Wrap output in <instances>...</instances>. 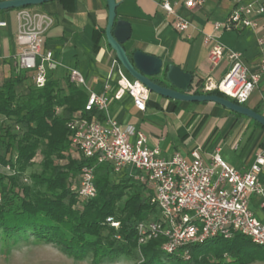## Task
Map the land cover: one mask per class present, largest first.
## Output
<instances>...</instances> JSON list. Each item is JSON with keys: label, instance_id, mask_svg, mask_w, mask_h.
Listing matches in <instances>:
<instances>
[{"label": "built area", "instance_id": "2783aa9c", "mask_svg": "<svg viewBox=\"0 0 264 264\" xmlns=\"http://www.w3.org/2000/svg\"><path fill=\"white\" fill-rule=\"evenodd\" d=\"M232 1L233 10L224 21L214 22V29L258 28L260 19L264 18V0ZM181 2L192 10L202 6L205 0H160V6L166 13L175 17L176 29L185 32L190 21L180 15L175 7ZM25 9L22 8L19 13L17 41L20 53L16 66L19 70L30 71L34 85L43 87L50 71L59 64L53 51L44 46L45 34L54 21L47 13ZM0 25H6V22H0ZM204 42L208 47L209 61L217 65L227 58L230 69L218 84L213 85L208 81L203 90L218 89L240 104L247 103L264 77V36L258 38L261 57L256 69H251L245 63L242 52L226 46L215 35L206 34ZM114 77L116 88L113 97L121 99L128 94L135 107L145 111L151 90L131 76L118 59L114 61L108 79ZM67 78L77 86L87 87L84 74L75 67L69 68ZM110 89L108 81L105 91L90 92L85 104V112L96 109L103 113L102 119L97 114L88 118L80 112L68 120L67 126L71 131L72 143L81 155L94 158L96 164H110L117 174L131 165L137 173L130 178L147 187L156 212L137 223L138 244L163 238L162 249L174 253L189 244L218 235L231 238L235 233H241L264 247V222L249 207L251 194L264 197V185L259 181V174L264 168V148L258 150L248 170H240L227 163L219 147L211 154L209 161L204 160L199 150L192 151L191 160L180 153L165 156L159 147L147 145V136L142 130L134 125L124 126L110 115L111 98L107 94ZM197 89L198 85L194 92ZM262 109L264 114V98ZM95 165H86L80 172L78 193L82 199L97 194ZM15 173L11 161H0V177ZM3 198L0 183V204ZM107 221L116 229L120 227V222L113 217H108ZM117 238L120 236L117 235ZM184 255L189 256L188 249Z\"/></svg>", "mask_w": 264, "mask_h": 264}, {"label": "crops", "instance_id": "0c3cea01", "mask_svg": "<svg viewBox=\"0 0 264 264\" xmlns=\"http://www.w3.org/2000/svg\"><path fill=\"white\" fill-rule=\"evenodd\" d=\"M4 1V0H0ZM253 1V0H244ZM117 18L131 24V37L124 44L132 54L141 50L163 58L166 64H175L193 74L190 93L203 90L208 81L218 84L230 69V62L223 58L213 65L208 58L206 34L215 35L226 46L243 53L245 63L256 69L261 47L258 38L264 36V18L258 28H240L217 31L214 22L224 21L234 8L232 0H205L195 9H187L182 2L175 5L178 13L190 21L187 31L175 27V17L168 15L160 6V0H117ZM52 16L53 24L44 37V46L53 51L58 61L50 71L49 79L64 83L69 68L79 69L87 80V98L90 92L102 93L110 81V115L124 126L134 125L147 136L149 147H159L165 156L174 153L192 159V151L199 150L204 160L209 161L217 147L222 158L240 170H248L262 148L264 130L252 123L234 117L229 109L215 102L193 103L180 101L151 92L145 111L138 110L133 99L125 94L121 99L113 97L116 79H108L116 52L106 38L108 22L107 0H51L42 5L26 8ZM22 8L0 12V83L16 75V61L20 53L17 41L19 13ZM27 82H33L32 73L26 71ZM198 89L194 92L195 86ZM193 91V92H192ZM264 98V77L252 93L248 106L253 108ZM98 118L102 119L101 117ZM227 139L233 142L227 147ZM223 142V143H222ZM136 169L128 165L121 175L131 177ZM264 185V168L259 174ZM264 197L253 193L249 207L255 216L264 222Z\"/></svg>", "mask_w": 264, "mask_h": 264}, {"label": "trees", "instance_id": "16d2710c", "mask_svg": "<svg viewBox=\"0 0 264 264\" xmlns=\"http://www.w3.org/2000/svg\"><path fill=\"white\" fill-rule=\"evenodd\" d=\"M30 7L34 6L23 8ZM27 77L25 70H18L0 83V116L7 122L0 126V161H11L16 170L14 175L0 177L4 196L0 234L6 239L32 236L74 257L93 252L91 264H101L105 258L135 247L142 256L138 264H249L256 258L262 260L255 243L241 233L231 238L218 235L174 253L162 249L163 238L139 245L137 223L156 212L147 187L115 173L108 163L96 164L94 158L81 155L67 126L76 113L83 112L88 118L94 114L103 118V113L96 109L85 112L86 90L68 78L64 83L48 79L43 87H37L26 83ZM196 93L218 94L237 102L218 89ZM260 108L261 102L253 107L262 113ZM229 111L264 130L258 121ZM261 146L264 148V142ZM38 151L43 156L41 171L30 174L31 184L22 185L19 177L33 165ZM86 165H95L97 194L82 199L78 188L80 172ZM108 217L118 220L120 227H113ZM186 249L188 257L184 255Z\"/></svg>", "mask_w": 264, "mask_h": 264}, {"label": "water", "instance_id": "95a60500", "mask_svg": "<svg viewBox=\"0 0 264 264\" xmlns=\"http://www.w3.org/2000/svg\"><path fill=\"white\" fill-rule=\"evenodd\" d=\"M48 1L51 0H4L0 1V11L40 5ZM107 4L109 12L105 30L107 42L129 74L142 81L151 92L180 101L215 102L229 110L248 116L264 126V114L249 106L218 94L190 93L193 74L180 66L166 64L163 58L139 49L129 54L124 44L131 37V24L125 19L117 18V0H107Z\"/></svg>", "mask_w": 264, "mask_h": 264}, {"label": "rangeland", "instance_id": "374dc122", "mask_svg": "<svg viewBox=\"0 0 264 264\" xmlns=\"http://www.w3.org/2000/svg\"><path fill=\"white\" fill-rule=\"evenodd\" d=\"M243 122H248V120L244 119ZM3 124H7V122L4 120V117L0 116V126ZM227 142L228 147L233 141L227 139ZM2 149L0 146V151ZM42 159L43 156L38 151L33 165L28 168L26 173L21 174L19 177L22 185L32 183L30 174L41 171ZM25 178H28V180L26 181ZM253 245L262 260L256 258L249 264H264V247L257 244ZM92 259L93 252H89L84 256L74 257L65 254L57 245L37 240L32 236L15 241L14 239H6L3 234H0V264H91ZM141 259L140 248L135 247L128 252H122L114 257L105 258L101 264H138Z\"/></svg>", "mask_w": 264, "mask_h": 264}]
</instances>
